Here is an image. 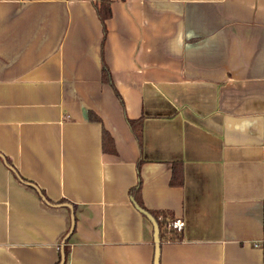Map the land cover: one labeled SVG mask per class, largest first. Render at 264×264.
<instances>
[{
  "label": "crops",
  "instance_id": "crops-1",
  "mask_svg": "<svg viewBox=\"0 0 264 264\" xmlns=\"http://www.w3.org/2000/svg\"><path fill=\"white\" fill-rule=\"evenodd\" d=\"M99 1L0 0V264H264V0Z\"/></svg>",
  "mask_w": 264,
  "mask_h": 264
},
{
  "label": "trees",
  "instance_id": "trees-1",
  "mask_svg": "<svg viewBox=\"0 0 264 264\" xmlns=\"http://www.w3.org/2000/svg\"><path fill=\"white\" fill-rule=\"evenodd\" d=\"M97 12L98 15L101 19V21L103 22L104 28H105V32H106V22L107 20L112 16L113 14V10H112V0H100L97 3ZM103 80L107 81V82H112V75H111V71L108 67L107 64H104L103 66ZM118 96H120V93L117 91ZM129 123L131 124V126H133L135 128V125L137 123V120H131L128 119ZM138 138L141 139V132L137 133ZM103 142H104V146L107 149H110L111 151L115 148V143H114V139L111 136V134L105 129L103 132ZM183 183V177H182V171L177 169L176 167L173 170V175L171 178V184L172 185H181ZM141 191V182L139 183V185H137L136 187H134L131 191L132 195L136 198H139V194ZM39 192L41 193V195L45 198V200L48 203L54 204V205H59V204H63L66 201H59V202H51L46 195L44 194V192L41 191V189H39ZM154 217L157 219L159 226H160V236L161 238L163 237H168L170 239H178L181 237L182 232L178 231L177 229L171 228L168 226V221L169 220H173L175 219L174 217H169L168 218V213L166 212H151ZM159 216H162V219H158ZM75 218L73 219V223L75 224ZM69 253V249L67 247L64 248L63 251V255L67 256ZM60 261L57 263L59 264Z\"/></svg>",
  "mask_w": 264,
  "mask_h": 264
},
{
  "label": "water",
  "instance_id": "water-1",
  "mask_svg": "<svg viewBox=\"0 0 264 264\" xmlns=\"http://www.w3.org/2000/svg\"><path fill=\"white\" fill-rule=\"evenodd\" d=\"M136 207L145 214L153 223L154 225V239H155V258H154V264H159L160 262V253H161V247H160V226L157 221V219L145 208L141 207L138 203H135ZM65 260V255L62 256V263Z\"/></svg>",
  "mask_w": 264,
  "mask_h": 264
},
{
  "label": "built area",
  "instance_id": "built-area-1",
  "mask_svg": "<svg viewBox=\"0 0 264 264\" xmlns=\"http://www.w3.org/2000/svg\"><path fill=\"white\" fill-rule=\"evenodd\" d=\"M159 219H162V216H159ZM168 226L177 229L178 231H182L185 226V221L183 218H175L168 221Z\"/></svg>",
  "mask_w": 264,
  "mask_h": 264
}]
</instances>
